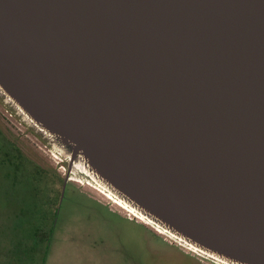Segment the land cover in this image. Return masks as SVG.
<instances>
[{"label":"water","instance_id":"95a60500","mask_svg":"<svg viewBox=\"0 0 264 264\" xmlns=\"http://www.w3.org/2000/svg\"><path fill=\"white\" fill-rule=\"evenodd\" d=\"M0 93L158 224L264 264V0H0Z\"/></svg>","mask_w":264,"mask_h":264},{"label":"rangeland","instance_id":"374dc122","mask_svg":"<svg viewBox=\"0 0 264 264\" xmlns=\"http://www.w3.org/2000/svg\"><path fill=\"white\" fill-rule=\"evenodd\" d=\"M101 184L0 93V264H226L118 206Z\"/></svg>","mask_w":264,"mask_h":264},{"label":"bare ground","instance_id":"6f19581e","mask_svg":"<svg viewBox=\"0 0 264 264\" xmlns=\"http://www.w3.org/2000/svg\"><path fill=\"white\" fill-rule=\"evenodd\" d=\"M79 162L82 164L83 168L85 169V173L87 175H89V177L93 180V179H97L96 176L91 173L87 167L82 163L81 160H79ZM94 185V184H93ZM102 185V184H101ZM104 185V184H103ZM103 187V186H101ZM105 187V186H104ZM106 189V192L102 191L103 193H105L106 196H108L109 198H111L113 201H115L116 203L120 204L121 206L124 207V209H128V211H132V213L134 215H136L137 217L141 218V219H145V222H150V223H153V225L155 226V228L157 230H159L160 232H167L170 236L176 238L178 241L182 242L183 244L189 246L190 248H192L193 250H196V251H199V252H202L212 258H215V259H218L219 261L223 262V263H226V264H238V263H235L233 261H228L222 257H219L218 255L214 254V253H211V252H208L206 250H203L201 249L200 247L196 246L195 244L189 242L188 240L182 238L181 236L173 233L172 231L168 230L167 228L165 227H161V225H159L155 220H153L152 218H150L149 216L145 215L144 213H142L140 210H138L136 207H134L133 205H131L130 203L128 204V202L126 200H122L121 198H113L114 196L111 195V193H113L109 188L105 187ZM100 190V189H99ZM101 191V190H100ZM167 234V235H168ZM171 237V238H172ZM175 239V240H176Z\"/></svg>","mask_w":264,"mask_h":264},{"label":"trees","instance_id":"16d2710c","mask_svg":"<svg viewBox=\"0 0 264 264\" xmlns=\"http://www.w3.org/2000/svg\"><path fill=\"white\" fill-rule=\"evenodd\" d=\"M17 149V151L19 152V150H18V148H16ZM51 184H52V182H51ZM51 184H49L50 186H48L49 187V190H48V194H50V195H54V198H53V203L54 204H50V205H53V207H52V209H51V212L48 214V218H50L51 217V215L55 212V210H56V206H57V199H58V196L56 197V195L54 194V190H55V188H53V186H51ZM53 193V194H52ZM49 196V195H48ZM56 197V198H55ZM18 231H19V229H17ZM36 230H39V229H36ZM39 232V231H38ZM37 232V233H38ZM18 236L20 237L21 236V233H19L18 234ZM38 236V239L40 240L41 238H40V235H37ZM36 236V237H37ZM13 242V241H12ZM12 242H11V245H12ZM42 244H43V242H41L40 244H38V251H39V255H40V252H41V249H42ZM13 248V247H12ZM14 249V248H13ZM17 254H19L20 256H18V257H20V258H22V256H24V254L23 253H21V251H17L16 252ZM22 254V255H21ZM33 254H34V252H33ZM27 255V254H26ZM35 255V254H34ZM36 256V255H35ZM37 264H39V262L37 263Z\"/></svg>","mask_w":264,"mask_h":264},{"label":"flooded vegetation","instance_id":"af4514ba","mask_svg":"<svg viewBox=\"0 0 264 264\" xmlns=\"http://www.w3.org/2000/svg\"><path fill=\"white\" fill-rule=\"evenodd\" d=\"M19 115H21L22 117H23V119H25L31 126H33V127H35V129H37V131H39V132H41V134L42 135H45L46 137H49V135L46 133V132H44V131H42L40 128H38L37 126H35L34 124H32L30 121H28L21 113H19ZM50 138V137H49ZM108 197V196H107ZM109 198V197H108ZM111 199V198H110ZM113 201V200H112ZM115 204H117L118 206H120V207H123V206H121L120 204H118V203H116V202H114ZM124 208V207H123ZM126 209V208H125ZM128 210V209H127ZM141 219V218H140ZM145 222V221H144ZM156 229V228H155ZM157 230V229H156ZM159 232V231H158ZM160 233V232H159ZM162 233V232H161Z\"/></svg>","mask_w":264,"mask_h":264},{"label":"built area","instance_id":"2783aa9c","mask_svg":"<svg viewBox=\"0 0 264 264\" xmlns=\"http://www.w3.org/2000/svg\"><path fill=\"white\" fill-rule=\"evenodd\" d=\"M136 216V215H135ZM139 218V217H138ZM143 220V219H142Z\"/></svg>","mask_w":264,"mask_h":264}]
</instances>
